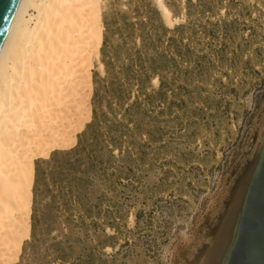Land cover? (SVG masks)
Listing matches in <instances>:
<instances>
[{
  "label": "rangeland",
  "instance_id": "374dc122",
  "mask_svg": "<svg viewBox=\"0 0 264 264\" xmlns=\"http://www.w3.org/2000/svg\"><path fill=\"white\" fill-rule=\"evenodd\" d=\"M163 2L103 0L90 109L4 264H192L214 231L264 130V0Z\"/></svg>",
  "mask_w": 264,
  "mask_h": 264
},
{
  "label": "bare ground",
  "instance_id": "6f19581e",
  "mask_svg": "<svg viewBox=\"0 0 264 264\" xmlns=\"http://www.w3.org/2000/svg\"><path fill=\"white\" fill-rule=\"evenodd\" d=\"M158 1L171 25L177 18ZM102 2L17 0L0 39V264L30 230L36 155L66 145L82 123Z\"/></svg>",
  "mask_w": 264,
  "mask_h": 264
},
{
  "label": "water",
  "instance_id": "95a60500",
  "mask_svg": "<svg viewBox=\"0 0 264 264\" xmlns=\"http://www.w3.org/2000/svg\"><path fill=\"white\" fill-rule=\"evenodd\" d=\"M17 0H0V39ZM192 264H264V130Z\"/></svg>",
  "mask_w": 264,
  "mask_h": 264
}]
</instances>
